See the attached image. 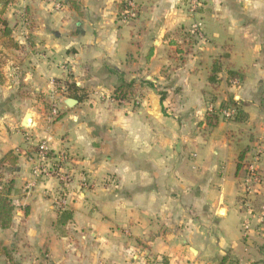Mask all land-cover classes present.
<instances>
[{"label": "crops", "instance_id": "1", "mask_svg": "<svg viewBox=\"0 0 264 264\" xmlns=\"http://www.w3.org/2000/svg\"><path fill=\"white\" fill-rule=\"evenodd\" d=\"M128 1L0 0L17 45L0 39V162L18 158L0 264H264L263 168L245 186L264 163V0H131L125 23ZM232 97L243 115L209 126ZM42 143L71 183L35 176Z\"/></svg>", "mask_w": 264, "mask_h": 264}, {"label": "trees", "instance_id": "2", "mask_svg": "<svg viewBox=\"0 0 264 264\" xmlns=\"http://www.w3.org/2000/svg\"><path fill=\"white\" fill-rule=\"evenodd\" d=\"M4 12L0 10V39L6 40L10 46L12 47H17V45L14 43L12 39V29L9 27L8 22L6 19H4ZM221 71V67H218L216 65L213 66L211 75L209 77V82L211 84H215L217 82V76L219 72ZM229 79L230 80H235V79H243L244 76L241 73L230 71L229 72ZM58 84V89H59V84L60 81L56 82ZM67 89H71L75 84H69V82L64 83ZM136 82H128V83H123L121 86L116 88L114 91V98L118 100H131L133 97L137 95L136 93V87H135ZM163 100V96L161 98ZM225 107H232L236 110V119L243 115V111L241 110V106L238 101H235L234 98L232 97L230 100L227 102H224L221 104V108ZM217 112V111H216ZM214 112L212 114L207 115V120H208V125L211 127H215L218 124L219 117L218 114ZM36 152L38 154L39 152V146L36 148ZM14 154L10 152L1 162L0 166H2L4 163H6L7 160H9L11 157H13ZM50 158H53L52 152L49 154ZM17 157H13V161H17ZM13 165L15 163H12ZM241 169V165L238 166V170ZM13 190V183L12 182H7L0 188V227L3 230L11 228L13 224V216H14V211L15 208L13 206V203L10 199L11 193ZM6 249L3 248L2 251H5ZM163 264H168L167 262H163Z\"/></svg>", "mask_w": 264, "mask_h": 264}, {"label": "built area", "instance_id": "3", "mask_svg": "<svg viewBox=\"0 0 264 264\" xmlns=\"http://www.w3.org/2000/svg\"><path fill=\"white\" fill-rule=\"evenodd\" d=\"M49 1H55V0H49ZM199 0H191L190 1V11L191 13H194L199 8ZM59 6V5H58ZM136 17V7L134 3L129 0L127 2V7L125 11L122 14V20L127 23L131 19ZM200 25H194L193 29L194 31H197L199 29ZM218 111L225 119H233L236 115V110L232 107H225L220 108L219 110H216L214 107H209V112L214 113ZM53 115L57 117L58 113L57 110L54 109ZM50 150L47 147L46 143H42L39 145V152L37 154L36 159L34 160V174L37 177H55L61 182L65 184L71 183L73 180V176L64 169L63 165L61 163H57L56 165L51 164L50 158H49ZM258 160L251 163L247 167L248 177L245 182L246 186V192L251 193L253 190V187L255 184L260 182V177L258 175V168L255 163H257ZM152 264H162L161 261L157 260Z\"/></svg>", "mask_w": 264, "mask_h": 264}, {"label": "water", "instance_id": "4", "mask_svg": "<svg viewBox=\"0 0 264 264\" xmlns=\"http://www.w3.org/2000/svg\"><path fill=\"white\" fill-rule=\"evenodd\" d=\"M64 104L69 107V108H74L77 104H78V101L74 100V99H71V98H66L64 99ZM32 118H33V114L32 113H28L25 118H24V121H23V127L25 129H28L31 124H32ZM224 210H221V214ZM190 251L191 253L193 254H196V250L193 249V248H190Z\"/></svg>", "mask_w": 264, "mask_h": 264}, {"label": "rangeland", "instance_id": "5", "mask_svg": "<svg viewBox=\"0 0 264 264\" xmlns=\"http://www.w3.org/2000/svg\"><path fill=\"white\" fill-rule=\"evenodd\" d=\"M232 126L234 127L235 125H232ZM240 128L242 129L243 127H240ZM16 142H17V141H14V142L11 141V142L9 143V146H10L11 144H16ZM255 164L257 165V167H258L259 169H260V168H263V170H264V163H261V164L255 163ZM225 168H226V174L228 175V174H229V171H231V166H229V165L227 166V165H226ZM243 190H244V189H243ZM243 193H246L245 190L243 191ZM252 193H253V192H252ZM227 202H228V201H227ZM230 202H232V203H231V204H232V205H231L232 207H235V206H236V201H230ZM261 206H262L261 201H260V200H256V204L254 205V207H255V208H258V209H261ZM231 224H232V220H229V221H228V226L231 227V226H230Z\"/></svg>", "mask_w": 264, "mask_h": 264}]
</instances>
